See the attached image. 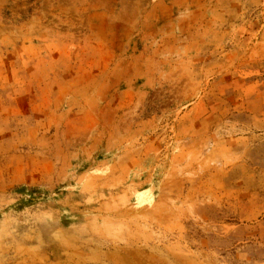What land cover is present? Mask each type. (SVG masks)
<instances>
[{
	"label": "rangeland",
	"instance_id": "374dc122",
	"mask_svg": "<svg viewBox=\"0 0 264 264\" xmlns=\"http://www.w3.org/2000/svg\"><path fill=\"white\" fill-rule=\"evenodd\" d=\"M0 264H264V0H0Z\"/></svg>",
	"mask_w": 264,
	"mask_h": 264
}]
</instances>
